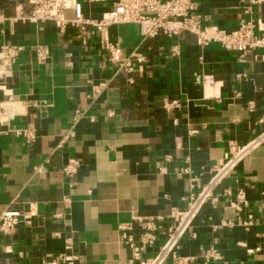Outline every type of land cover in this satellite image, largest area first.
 Wrapping results in <instances>:
<instances>
[{"label": "crops", "instance_id": "1", "mask_svg": "<svg viewBox=\"0 0 264 264\" xmlns=\"http://www.w3.org/2000/svg\"><path fill=\"white\" fill-rule=\"evenodd\" d=\"M78 1L96 21L120 2ZM194 1L205 26L228 33L264 17V4L252 0ZM33 10L30 0H0V50L23 48L14 64L0 63V106L15 105L12 120L0 123V217L22 215L12 233H0V264L56 260L69 236L79 264H137L120 225L133 216L162 217L144 255L150 259L167 239V216L186 207L192 177L206 183L231 145L264 135V49L249 51L243 62L217 44L201 47L187 32L144 39L137 24L103 33L88 27L84 44L74 27L61 32L54 22L30 23ZM65 16L72 19V10ZM105 40L120 48L121 61L132 62V72L111 61ZM39 45L50 48L47 62L38 61ZM204 77L214 83L204 85ZM27 128L36 134L30 143L14 132ZM70 158L81 163L73 180L63 173ZM186 168L191 173L179 174ZM241 188L246 205L237 198ZM212 245L222 260L207 262ZM179 255L194 258L190 264H264V141L205 204Z\"/></svg>", "mask_w": 264, "mask_h": 264}, {"label": "built area", "instance_id": "2", "mask_svg": "<svg viewBox=\"0 0 264 264\" xmlns=\"http://www.w3.org/2000/svg\"><path fill=\"white\" fill-rule=\"evenodd\" d=\"M34 5L32 15L27 18L30 23L38 24L43 22H54L61 32L68 27L77 29L78 35L86 43L88 27H95L103 33L112 25L137 24L141 28L144 39H152L163 33L168 38H175L182 32L193 34L197 37L201 47L217 44L228 51H235L240 54V61L245 62L249 51L264 49V17L257 20H248L241 23L239 28L231 33L220 30L216 27L205 26L203 17L197 12L198 5L194 0H120L114 9L104 14L101 20L96 21L84 14L83 5L78 0H30ZM253 4H264V0H252ZM72 10L73 18L68 19L65 12ZM5 18L0 12V23ZM105 49L110 54L113 63H117L123 69L133 71L132 62L121 61L120 48L105 40ZM177 48H175V51ZM23 48L20 46H3L0 50V63L3 66L14 64ZM38 61L47 62L51 57L50 48L39 45L35 49ZM138 63L145 62V56H136ZM204 85L214 83L212 77L201 79ZM100 87L94 89V94H99ZM15 109L13 102L8 101L0 106V123H9L12 120V112ZM81 112L76 113V119L80 118ZM15 134L23 137L28 143L36 140V134L31 129L14 130ZM74 136V132L64 136L60 147ZM264 141V135L245 147L231 145L224 159L216 164L211 170V177L206 183H202L200 177H192L190 187L183 200L186 207L182 210L174 209L167 216L171 222L166 231L167 239L159 252L152 258L146 259L144 255L148 248L155 245L158 238V221L162 217H140L133 216L129 224L120 225L122 243L131 249L132 262L137 264H166L172 260V264H190L194 258L182 257L179 255L180 243L189 232L194 220L202 211L205 204L214 200L217 188L229 178L237 166L244 160L251 150ZM189 161V160H188ZM81 163L76 158L68 159L63 168V173L71 180L77 176ZM191 173L190 168L179 171V174ZM74 183H71L73 186ZM237 198L239 204L246 205V194L244 189H239ZM69 204V200H66ZM22 215L15 211H6L0 217V233L10 234L21 223ZM63 213H56L55 219H62ZM138 230L139 235L135 232ZM59 234L56 233L55 236ZM74 239L72 236L66 238L65 252L56 260L43 262L42 264H79V257L74 253ZM204 257L207 262L210 260H222L221 252L212 245L205 250Z\"/></svg>", "mask_w": 264, "mask_h": 264}]
</instances>
